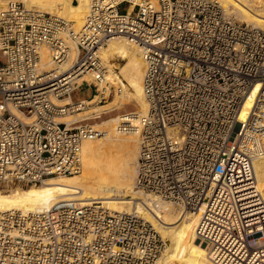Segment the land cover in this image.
Here are the masks:
<instances>
[{"label":"built area","instance_id":"built-area-1","mask_svg":"<svg viewBox=\"0 0 264 264\" xmlns=\"http://www.w3.org/2000/svg\"><path fill=\"white\" fill-rule=\"evenodd\" d=\"M3 1L0 185L81 173L82 144L95 128L59 119L85 108L73 93L86 74L99 103L121 93L108 84L101 51L123 37L145 64L137 189L198 213L195 234L215 264H264L255 170L264 156V29L231 18L218 0H91L75 33L62 17ZM68 41L78 55L64 71ZM167 247L142 216L96 201L0 212V264H157Z\"/></svg>","mask_w":264,"mask_h":264},{"label":"bare ground","instance_id":"bare-ground-1","mask_svg":"<svg viewBox=\"0 0 264 264\" xmlns=\"http://www.w3.org/2000/svg\"><path fill=\"white\" fill-rule=\"evenodd\" d=\"M19 1L28 9L50 12L75 23L72 28L75 33L82 30L91 5V0H77L76 3L73 0ZM219 1L226 13L233 11L237 18L264 28L262 4L254 6L250 0ZM0 7H4L3 0H0ZM68 44L71 48L70 57L61 67L64 71L72 69L78 55L76 45L71 41H68ZM140 52L137 45L123 37L112 38L101 51L106 64H111L117 57L124 60L119 74L112 69L113 64L110 65L111 68L109 67L108 84L122 87L121 93L118 92V96L110 104L118 108L135 103L139 106V111L112 118L110 121L114 125L109 122L110 129L107 128L110 131L105 129L103 132L97 127L94 129L96 132L94 138L87 139L82 144L83 170L79 175L49 178L41 185H31L26 189L17 187L9 193L0 191V212L39 211L67 200L81 203L96 201L112 211L114 209L116 212L136 213L142 216L170 241V247H167L168 250L160 257L157 264H215L206 244L195 234L199 220L198 213L186 212L189 213L186 214L183 209L180 211L174 205L138 190L135 185L140 136L138 128L134 127L138 126L139 118L148 110L143 89L145 64ZM41 65L49 71L54 68L51 55L46 48L42 52ZM83 81L92 83L91 77L87 74L78 80V84L82 85ZM95 102V99L84 101L80 109ZM11 110L17 113L15 108ZM66 120V117L59 119L61 122ZM108 125L106 123L105 126ZM98 132L102 134L99 135ZM255 170L256 184L264 197V156L255 161Z\"/></svg>","mask_w":264,"mask_h":264},{"label":"rangeland","instance_id":"rangeland-1","mask_svg":"<svg viewBox=\"0 0 264 264\" xmlns=\"http://www.w3.org/2000/svg\"><path fill=\"white\" fill-rule=\"evenodd\" d=\"M152 1L157 2V0H152ZM73 2L76 3L77 0H73ZM250 2L254 6H259L261 4H262L261 6H264L263 5L264 4V1H261V0H259V1L258 0H250ZM126 5L127 4H123L122 7H126ZM221 5H222V3H221ZM222 7L224 8L223 5H222ZM224 10H225V8H224ZM225 12H226V10H225ZM229 14H230V17L231 18L236 19L237 21L244 22V23H248V24H251V25L256 26L255 24L249 23L245 19L237 18L235 12H233V11L231 13H228L227 15L229 16ZM67 21H68L70 27L73 28V25H75V23L70 22L69 20H67ZM257 27H259V26H257ZM262 29H264V28H262ZM123 63H124V60L121 59L120 57H117V58H115L113 60V62L111 64L114 65V66L112 65L113 66L112 69L115 71V73H118V74L120 73V67L122 66ZM111 64H107V66L110 67ZM115 66H118V67H115ZM116 68H119V69L118 70H115ZM95 94H96L95 88L93 87V85L90 86L88 82H84L82 86H80L79 88H77L74 91V93H73V99H74V101H77V100L78 101H92L93 99H95L96 102L93 103V104H90V105L87 104L83 110H80V111H77L75 113H71V114L66 115L65 117L67 118V120L69 122L67 120L65 122L75 123V125L81 124V123H88V124L93 125L94 128L97 127V129H102L103 132H105L104 131L105 129H106V131L108 129H110V125H108L109 122H110L111 125L112 124L114 125V123L110 121L112 118L118 117L120 115L121 116H124L127 113L130 114V113H135V112H138L139 111V106L137 104H135V103L126 104V105H124L122 107H118V108L112 107V104H110V102H112L113 99H115V97L118 96V94H116V93L110 94L107 101L100 102V103L98 102V99L95 98ZM94 110L96 112H94ZM70 116H71V118H70ZM80 118H81V121H80ZM74 119H77V120H75L76 122L74 121ZM104 122H106L108 126H105L106 123H105V125H103ZM97 125L100 126V127H98ZM108 131H110V130H108ZM82 170H83V168H82ZM79 174H77V175H79ZM72 176H76V175H72ZM30 186L31 185H15V186L6 187V186H3V185H0V191L3 192V193H9V192H11L12 189H15L17 187H21V188H25L26 189V188H29ZM168 204L174 205L176 208H178L181 211V208L178 207V206H176L175 204L170 203V202H168ZM113 211H115V210L113 209ZM184 211L182 210V212H184ZM186 212H189V211H185V213ZM186 214H189V213H186ZM166 240L168 241V248H169L171 243H170V241L168 239H166ZM168 248H167V250H168Z\"/></svg>","mask_w":264,"mask_h":264}]
</instances>
